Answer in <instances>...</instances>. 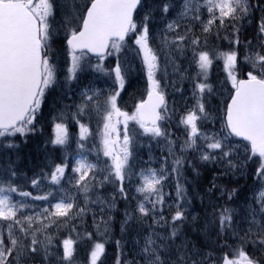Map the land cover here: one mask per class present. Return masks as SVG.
<instances>
[{"label": "snow or ice", "instance_id": "obj_1", "mask_svg": "<svg viewBox=\"0 0 264 264\" xmlns=\"http://www.w3.org/2000/svg\"><path fill=\"white\" fill-rule=\"evenodd\" d=\"M129 52L147 88L123 110ZM178 59L188 61L183 72ZM215 62L225 77L219 92L209 82ZM86 67L111 83L82 85L77 102L72 83ZM169 85L183 110L169 107ZM57 90L44 166L29 176L0 165V264H78L82 245L84 264H104L117 213L115 264H264V0H0V148L37 132ZM138 136L161 155L149 143L148 159L137 156ZM249 163L251 196L218 182ZM208 166L214 174L201 191ZM36 202L46 206L37 211Z\"/></svg>", "mask_w": 264, "mask_h": 264}, {"label": "rangeland", "instance_id": "obj_2", "mask_svg": "<svg viewBox=\"0 0 264 264\" xmlns=\"http://www.w3.org/2000/svg\"><path fill=\"white\" fill-rule=\"evenodd\" d=\"M204 15L206 17V13ZM198 30L199 29L197 28V31ZM221 34L223 35V33H221ZM215 43H216V41H215ZM113 58H114V56L111 57L109 60H105L103 62V67L105 69L108 68V64L114 65L115 58L114 59ZM62 59H63V57H62ZM127 59L130 62V64L132 65V71L130 72V75H129L130 86H126V91L122 92V94H121L122 99L119 101V103H120V106L123 110H132L134 103L138 102V100L141 98V96L146 92L147 78H146V74L142 73V71H141L142 66L140 64L139 59L135 57L134 53L129 52L127 54ZM177 63L181 65V68H180L181 72H183L184 69L188 68V61L187 60H179L178 59ZM220 67H221V64L220 63L218 64V62H215L213 64V66L211 67V69L209 70V73H211V71L217 70V68H219V73L216 76H215V74L212 75L213 79L215 77L216 78L215 80H217L218 83H215V80L213 83H212V81H209L210 83H212L217 88L218 92L221 90V85L223 84V81L225 79L224 77H219L220 74L222 73V72H220ZM196 71H197V69H195V67H193V68L189 69V74L195 75ZM178 75L179 74L175 73L173 71V68L171 66H169V68H168V79H169V81L170 80H177V83L179 84L180 81L178 79ZM79 76H80L79 82L78 83L77 82L72 83V89H73L72 97H73V100H76L77 102L79 100L78 92H79L80 87L82 85L87 84V83H92L96 87L106 88L108 86V84L111 83V81H107V83H106L105 82L106 78L101 73L94 72L91 68H88V67H86L85 71L80 73ZM213 79L209 78V80H213ZM183 87H184V97L190 96L191 84L188 80L183 81ZM227 87H230V85H228ZM166 92L171 99L169 101V107L171 108L173 106V102L175 101V107L178 110H183V108H184L183 97L180 94L176 93L170 85L166 88ZM223 94L227 95L226 90L224 91ZM70 103H72L71 100H69V102H68V100H66V104H70ZM51 105H53V103H51L49 106H51ZM48 110H50V109H48ZM43 113H44V118L40 120L39 125H38L39 126L38 132H39L40 138H42V140L41 141L39 140V144L36 147V149H39L42 152V154L37 155V161L35 164H31V162L29 164H27V166L29 168H26V171L29 170V172H28L29 176L32 175L33 171H38L39 168L43 167L44 163H45V155H46V153H45V141L48 138V136L51 134V128L49 127V122H50L51 116H50V112L46 111ZM41 128L43 129V132L40 131ZM91 128H92L93 134L95 136L97 134V122H96L95 118L92 120ZM70 131L75 133L78 131V129L75 127H72V128H70ZM137 141H138V143L135 146V153L137 156L143 157L145 160L148 159V155H149L148 145H149V143H151V145H152L151 153L156 157H159L161 155L160 146H158L155 141H149L148 138L142 137V136H138ZM92 142H93L92 140H90L88 142L89 146H91ZM141 144L143 145V147H141ZM48 147L51 148L52 146L48 145ZM72 148L73 149L75 148L74 143L72 144ZM0 149H1L2 155L4 157L8 158V156H5L4 152L9 155L12 149H7V150H4L3 148H0ZM57 155H59V154H57ZM247 172L249 173V178H248L249 184H246V185L241 187V189H240L241 196H243L245 194L251 196V194H252L251 189L256 185L255 176L253 174V165L251 163H249V166L243 170V175H241L240 173H237V177L241 178L242 176H245V174ZM213 174L214 173L207 174V175L202 174L203 184H199L201 191H203V189L208 186V183L212 179ZM215 174L219 175V172L215 173ZM187 175L189 176V179H191L192 174L189 172V173H187ZM225 179H229V176L221 177V179L218 182L226 184L227 181L225 182ZM24 190L34 191V190L27 188V187ZM167 190L168 189H166V191ZM34 194H37V193L34 191ZM44 206H46V205L43 204L42 202H36V205H35L37 211L39 210L40 207H44ZM118 207L122 211L123 205H119ZM193 208H194L195 212L201 211L199 199H196L193 201ZM116 215H117L118 222H119L120 213H117ZM90 222L91 221H90V217H89V223ZM133 235H134V233H129L125 238L128 241V245H127L128 248L131 247ZM115 239L116 238H113V240H110L108 242V244L106 245V252L110 248H113L115 246V243H114ZM83 247L84 246L82 245L81 250L79 251V254L77 256L78 264H84V259H85L86 253H85V251H83Z\"/></svg>", "mask_w": 264, "mask_h": 264}, {"label": "trees", "instance_id": "obj_3", "mask_svg": "<svg viewBox=\"0 0 264 264\" xmlns=\"http://www.w3.org/2000/svg\"><path fill=\"white\" fill-rule=\"evenodd\" d=\"M216 43L217 44H226L227 42L226 41H216ZM218 64H219V62H218ZM220 72H222V73L220 74L219 77H224L222 65L220 67ZM218 73H219V68H217V70H216V75ZM215 83H218L217 80H215ZM37 128H38V126H37ZM39 140H40V136H39L38 131L35 134H30L28 137H19L18 136L16 138H14L13 142L15 144L19 145V147L12 149L9 155L3 151L5 156H8V158H6L2 155V152L0 149V165H4V164L11 162L14 164V166L18 170L26 171V168H29L27 166V164H29L30 162H31V164H35L37 161V155L42 154V152L39 149H36V147L39 144ZM26 172L28 174L29 170ZM201 172H202V174L204 173L205 175H207L208 173H210V170H209V168H207V169L201 168ZM216 173H218V172H216ZM229 177H230L229 179H225V182L226 181H227V183L231 182L232 186L238 187L239 190L246 183V181L243 182L242 180H234L233 177H231V176H229ZM237 181H238V183H237ZM199 184H203L202 177H200V179H199ZM113 237L114 238H121L120 232H119V222L118 221H117V224H115V226H114ZM104 264H115V255H111L110 253H107L106 257L104 259Z\"/></svg>", "mask_w": 264, "mask_h": 264}, {"label": "bare ground", "instance_id": "obj_4", "mask_svg": "<svg viewBox=\"0 0 264 264\" xmlns=\"http://www.w3.org/2000/svg\"><path fill=\"white\" fill-rule=\"evenodd\" d=\"M53 106H54V103H53V105L49 106L48 109L51 110L53 108Z\"/></svg>", "mask_w": 264, "mask_h": 264}]
</instances>
